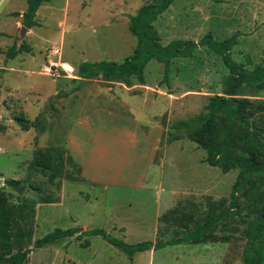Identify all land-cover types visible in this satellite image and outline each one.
Here are the masks:
<instances>
[{"label": "rangeland", "instance_id": "374dc122", "mask_svg": "<svg viewBox=\"0 0 264 264\" xmlns=\"http://www.w3.org/2000/svg\"><path fill=\"white\" fill-rule=\"evenodd\" d=\"M155 1L44 0L36 24L27 27L23 24L27 0H0V189L14 203L35 205L34 216L24 223L15 245V251L32 249L26 264H244L247 225L230 216L216 228L221 241L171 245L154 249L153 254L142 251L132 261L102 235L77 238L76 233L34 246L55 228L70 227L80 232L103 228L129 244L156 241L177 236L183 228L192 229L206 215L209 203L226 199L220 207H229L239 167L223 172L211 166L206 162L207 151L186 134L171 144L161 142L173 121L206 111L210 96L223 92L230 71L219 54L200 46L190 57L173 59L167 81L164 65L152 59L144 70L145 84L134 76L131 86L108 82L102 75L87 79L44 73L50 58L70 63L75 74L85 61L124 60L138 41L129 16ZM258 1L175 0L155 21L159 39L162 43L176 38L198 40L207 33L217 40L234 37L233 59L248 69L264 67V4ZM14 45L21 52L10 58L8 52ZM53 50L59 53L53 56ZM239 92L252 101H264V87L244 84ZM53 97L60 100L53 101ZM98 109L135 119L146 130L152 125L160 127L155 163L162 166L161 176L143 179L142 152L149 145L119 140L118 134L130 136L131 130L118 127L123 125L108 120L106 114L97 119L98 129L73 133L80 150L76 155L85 169L73 160L75 153L67 141L72 127L81 116ZM38 115L43 118V131L36 127L24 130L16 120H34ZM261 115L264 111H257L248 120L264 127ZM230 123L227 119L224 128H230ZM260 139L264 142V136ZM39 149H51L52 168H29ZM124 164L126 173L134 168L139 172L126 176L125 185L84 178V172H94L104 180L103 175H117ZM12 178L27 182L20 190L8 184ZM252 195L244 190L239 193L238 211L246 219L258 214L249 203Z\"/></svg>", "mask_w": 264, "mask_h": 264}, {"label": "trees", "instance_id": "16d2710c", "mask_svg": "<svg viewBox=\"0 0 264 264\" xmlns=\"http://www.w3.org/2000/svg\"><path fill=\"white\" fill-rule=\"evenodd\" d=\"M43 1L27 0V8L23 13L25 26L32 27L36 24L35 17ZM174 1L156 0L153 3H147L142 5L135 14L129 16L131 30L138 39L132 54L122 61H85L79 65L78 73L87 79L102 75L108 82L120 81L131 86L134 76L139 83L145 84L144 70L152 59L163 63L164 79L167 81L173 59L190 57L200 46H207L219 54L230 71V75L224 80L223 92L210 96L206 111L189 119L173 121L168 126L167 136L161 142L164 145L171 144L186 134L189 139L207 151L206 162L211 166L220 167L223 172H229L239 167L240 172L230 195L229 207H220L223 206L226 199L219 203H209L206 215L203 218L199 217L192 229L183 228L179 235L166 239L129 244L111 236L103 228L80 232L78 228L70 227L55 228L38 238L35 247H42L54 240L70 237L76 233H78L77 238L84 235H102L110 243L120 247L132 261L137 252L149 249L182 243L197 244L221 241L216 233V228L221 221L230 216L247 225V243L243 251L244 264H264V142H260V136H264V127H259L255 121L248 120L257 111H264V101H252L239 92L240 87L244 84L255 85L259 89L263 88L264 67L248 69L234 60L231 54L235 44L234 37L217 40L211 33H207L198 40L176 38L168 43H162L155 21ZM19 52H21V48L14 45L8 54L10 58H14ZM261 117L264 118V115ZM227 119L231 121L230 128H224ZM16 120L24 130L30 127H36L39 131L44 130L41 115H38L34 120L23 117H16ZM166 124V122L163 123L164 126ZM250 128H253L252 131ZM250 134H253L252 140ZM73 160L75 159L73 158ZM54 164L51 149H39L29 168L50 169ZM55 175V171L52 172L51 178H54ZM7 182L21 190L27 181L12 178ZM33 186L36 189L41 188L40 185L33 184ZM243 190L248 195L253 193L252 197L248 196V199L250 205L253 206L252 211L257 210L258 212L254 219H246L238 211L239 193ZM45 202H50V200ZM34 213V204L27 201L14 203L9 200L5 191L0 189V264H26L32 249L15 251V245L19 235L24 232V223L30 222ZM224 238H229V235H225Z\"/></svg>", "mask_w": 264, "mask_h": 264}, {"label": "crops", "instance_id": "0c3cea01", "mask_svg": "<svg viewBox=\"0 0 264 264\" xmlns=\"http://www.w3.org/2000/svg\"><path fill=\"white\" fill-rule=\"evenodd\" d=\"M249 2L250 1H248V3ZM258 2L264 4V0L263 1L259 0ZM180 39H182V38H180ZM58 53H59L58 50H53L51 55L56 56V54H58ZM50 61H53V59L50 58L48 62H50ZM109 61H112V60H109ZM66 63H68V62H66ZM74 76H75L74 78H80L81 77L79 75V73L75 74ZM59 100H60V98H59ZM147 103H148V101L146 102L145 106L148 107L149 104H147ZM138 112L139 113L140 112L143 113L142 110H140V111L138 110ZM105 114H106V118L108 120H110V121L114 120V123H120L121 125H123V126H118V127L126 128L128 130H131V132H129V133H132L130 136H127V135L126 136H122V135L118 134V139L119 140H123V139L126 140V138H127L128 139V143H132V142L140 140V141H144L143 143L145 145H149L148 149L145 151V153L142 152V157L143 158H142V161H141L142 164H141L140 167L142 168V170L145 169V171H143V173L141 174V175H143L142 176L143 179L144 178L147 179V180L148 179H153V178L156 179V177L161 176L163 174V172H164L162 170V166L155 163V158H156V154H157V148H158V146L161 143L160 142L161 141L160 133L162 131H161L160 127L152 125L146 130V129H144L142 127V125L139 123V121H137L135 119H132V118H129V117H126L124 115H119V114L114 113V112H112L110 110H107V109H98V110H96V112L89 113V114H84L85 117L81 116L78 120H76L75 126L72 127L71 134L67 138L68 147L72 150V152L75 153V157L74 158L81 166L83 165L82 166L83 169H85L84 164L80 161V159H78V157L76 155V152L79 153L80 150L78 151L79 148L77 147L76 138H74L75 135L73 136V133L79 132V131H81V130H83L85 128H88L90 132H92L93 129H98L97 126H96V123H98L97 121H99V120H97V119L98 118H100V120L104 119ZM113 138H114V136H113ZM165 158H166V156H165ZM126 161H128L129 164H130V154L126 155ZM121 166H125V167L119 169L117 171V173H116L117 175H113V176L108 175L110 177H107L106 174L103 175L104 177H106L104 180H101V176L98 173H94V172L90 173L89 172L90 174L87 175L84 172V170H83L84 178L85 179L87 178V179H90V180H94V182H97V183H99L100 181H106V182H110V183L125 185V183H128L126 181L127 180L126 176L134 177V176L139 175V172H138V170L136 168H134L133 170L129 169V173H126V171L128 169L127 164H124V165H121ZM113 173H115V172H113ZM113 173H108V174H113ZM159 216H160V212H158V214L156 216L155 235H156V229L158 227ZM149 250H150L149 254H153L154 249H149ZM145 251H147V250H145Z\"/></svg>", "mask_w": 264, "mask_h": 264}, {"label": "built area", "instance_id": "2783aa9c", "mask_svg": "<svg viewBox=\"0 0 264 264\" xmlns=\"http://www.w3.org/2000/svg\"><path fill=\"white\" fill-rule=\"evenodd\" d=\"M75 67L69 63H66L60 60H53L50 61L47 65L44 67V73L51 76H62L63 74H67V76H73L75 77ZM66 76V75H65Z\"/></svg>", "mask_w": 264, "mask_h": 264}, {"label": "water", "instance_id": "95a60500", "mask_svg": "<svg viewBox=\"0 0 264 264\" xmlns=\"http://www.w3.org/2000/svg\"><path fill=\"white\" fill-rule=\"evenodd\" d=\"M24 28H26V27H24ZM24 33H25V31L23 29L22 34H24ZM53 101H58V99H55V97H53ZM51 103H52V100H51Z\"/></svg>", "mask_w": 264, "mask_h": 264}]
</instances>
